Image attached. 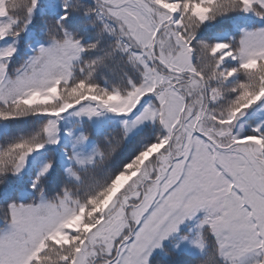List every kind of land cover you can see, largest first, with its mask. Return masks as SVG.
<instances>
[{"label":"snow or ice","instance_id":"6c2138e0","mask_svg":"<svg viewBox=\"0 0 264 264\" xmlns=\"http://www.w3.org/2000/svg\"><path fill=\"white\" fill-rule=\"evenodd\" d=\"M0 264H264V0H0Z\"/></svg>","mask_w":264,"mask_h":264}]
</instances>
